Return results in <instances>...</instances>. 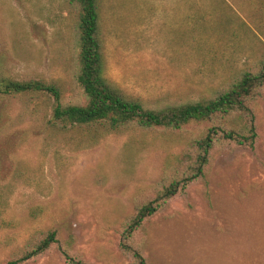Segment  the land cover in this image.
<instances>
[{"label": "rangeland", "instance_id": "1", "mask_svg": "<svg viewBox=\"0 0 264 264\" xmlns=\"http://www.w3.org/2000/svg\"><path fill=\"white\" fill-rule=\"evenodd\" d=\"M99 4L105 74L150 108L213 98L264 55V0ZM71 8L70 0H0V79L58 81L64 102H82ZM253 102L255 147L219 145L206 179L147 222L151 264H264V86ZM55 105L48 95L0 94V264L51 229L89 263L130 264L124 221L180 170L203 126L133 125L91 145L50 123ZM26 264L67 263L53 248Z\"/></svg>", "mask_w": 264, "mask_h": 264}, {"label": "trees", "instance_id": "2", "mask_svg": "<svg viewBox=\"0 0 264 264\" xmlns=\"http://www.w3.org/2000/svg\"><path fill=\"white\" fill-rule=\"evenodd\" d=\"M99 2L70 0L78 46L75 78L85 96L82 102H64L61 83L43 78L19 80L5 75L0 79V94L26 96L31 100L43 95L54 98L56 105L50 123L62 132L74 131L91 145L108 135L123 133L133 125L172 133H181L192 125L203 126L184 153L188 159H180V170L153 197L139 202L123 223L120 247L130 255V264H151L144 249L149 219L180 191L206 179L219 145L231 142L245 148L255 147L258 128L253 101L264 86V55L257 71L246 72L213 98L150 108L125 94L105 74ZM240 113L247 116V121L244 122ZM53 248L58 249L67 264H92L65 248L55 229L43 230L30 238L5 264H26Z\"/></svg>", "mask_w": 264, "mask_h": 264}]
</instances>
